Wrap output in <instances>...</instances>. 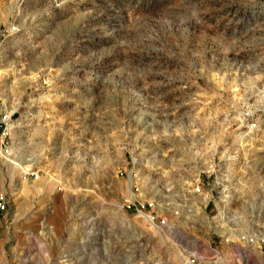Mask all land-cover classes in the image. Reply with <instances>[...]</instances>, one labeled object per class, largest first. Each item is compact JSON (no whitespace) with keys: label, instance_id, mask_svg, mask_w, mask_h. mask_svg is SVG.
I'll list each match as a JSON object with an SVG mask.
<instances>
[{"label":"rangeland","instance_id":"1","mask_svg":"<svg viewBox=\"0 0 264 264\" xmlns=\"http://www.w3.org/2000/svg\"><path fill=\"white\" fill-rule=\"evenodd\" d=\"M4 117L0 264H264V0H0Z\"/></svg>","mask_w":264,"mask_h":264},{"label":"built area","instance_id":"2","mask_svg":"<svg viewBox=\"0 0 264 264\" xmlns=\"http://www.w3.org/2000/svg\"><path fill=\"white\" fill-rule=\"evenodd\" d=\"M0 127H2L3 123H5V117L1 120L0 122ZM8 136V131L3 128V130L0 133V148L3 147L4 143H5V138ZM3 149V148H2ZM30 174L35 175L36 177L38 176V174L36 172L31 171ZM121 174H123V172L121 171ZM140 191V186L137 184H134L131 187L130 190V195L129 198L127 199L126 202V206L127 208L135 211V213H137L138 215H144L146 218H148V220L150 221H154L156 216H158V213L155 209L156 207V203H155V199H149V198H140L138 196V193ZM197 191H200V187L197 186ZM8 201L7 199L3 196L0 195V214L2 212H4L7 207H8ZM167 222L166 218H162V220L160 221L161 225H165V223ZM243 241L246 243H255L258 240L264 241V238H260L257 235H242L241 236ZM198 260L197 256H192L190 257V259H188L187 263H195Z\"/></svg>","mask_w":264,"mask_h":264},{"label":"bare ground","instance_id":"3","mask_svg":"<svg viewBox=\"0 0 264 264\" xmlns=\"http://www.w3.org/2000/svg\"><path fill=\"white\" fill-rule=\"evenodd\" d=\"M9 116V115H8ZM67 264H69V263H67Z\"/></svg>","mask_w":264,"mask_h":264}]
</instances>
